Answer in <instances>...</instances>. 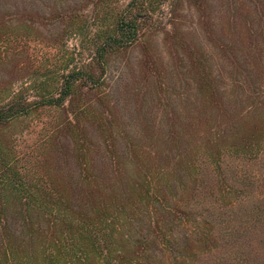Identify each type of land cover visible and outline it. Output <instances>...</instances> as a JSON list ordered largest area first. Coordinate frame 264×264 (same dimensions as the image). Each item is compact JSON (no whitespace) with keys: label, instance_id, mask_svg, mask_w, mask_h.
I'll return each instance as SVG.
<instances>
[{"label":"trees","instance_id":"1","mask_svg":"<svg viewBox=\"0 0 264 264\" xmlns=\"http://www.w3.org/2000/svg\"><path fill=\"white\" fill-rule=\"evenodd\" d=\"M172 1L129 0L124 7L112 9L110 24L97 21L88 33L87 64L62 71L60 84L29 82L19 90L0 93V264H264V121L258 114L264 109V88L255 89L248 70L246 90L237 77H228L227 85L226 75L214 71L210 91L198 88L199 96L209 97L213 109V131L201 137L211 136V147H200L203 157H186L185 150L163 167L135 166L139 180L127 173L126 199L104 194L88 174L69 193L41 173L44 166L33 171L31 164L39 168L43 163L38 157L32 163L31 157L21 159L15 138L7 144L2 140L6 128L26 119L43 130L73 132L79 125L78 107L71 99L76 83L96 86L109 56L132 47L146 34L160 2L175 9ZM76 14L68 17L66 31L82 35L86 28ZM18 38L6 31L0 41L8 46ZM17 48H8L6 54H16ZM206 105L202 102V109ZM59 112L64 113L62 122L41 119ZM171 122L164 142L180 148L182 136ZM236 122L243 123V135L234 132ZM109 148L118 162L111 134ZM149 150H153L146 153L150 162L159 153ZM138 151L136 142L129 141L126 159L137 161L133 152ZM230 155L253 163L250 177L240 178L233 171L227 160Z\"/></svg>","mask_w":264,"mask_h":264},{"label":"rangeland","instance_id":"2","mask_svg":"<svg viewBox=\"0 0 264 264\" xmlns=\"http://www.w3.org/2000/svg\"><path fill=\"white\" fill-rule=\"evenodd\" d=\"M128 1L0 0V37L6 31L19 36L10 46L0 41V93L19 90L29 82L60 84L62 71L80 69L90 60L88 33L94 30L92 25L97 21L110 24L115 15L112 9L118 10ZM172 2L175 9L160 2L146 34L132 47L109 56L96 86L76 83L71 99L78 107L79 125L73 132L70 128L47 131L32 119L18 120L4 130L3 142L15 138L21 159L31 157L32 163L38 157L43 163L39 168L31 164L33 171L44 166L41 173L69 193L70 188L75 191L74 183L88 174L90 180L100 183V191L120 199L128 198V188L123 186L127 173L139 180L135 166L151 163L163 167L185 150L186 157H203L200 147L209 149L211 136L201 137L205 131H213V109L209 97L203 100L199 96L198 88L210 91L213 71L226 75L227 85L231 82L228 77H237L246 90L248 70L255 89L264 88V0ZM72 13L82 17L80 23L86 28L82 35L66 31ZM10 47H18L17 53L6 54ZM61 61L62 66H69H60ZM68 102L67 98L65 107ZM202 102L207 108L202 109ZM258 114L264 121V109ZM63 116L62 112L44 114L41 119L62 122ZM171 121L182 136V143L177 144L180 148L164 142ZM186 123L190 126L182 128ZM233 128L238 135L244 134L243 123L236 122ZM110 134L118 162L111 156ZM131 140L141 150L133 152L137 157L134 163L125 154ZM150 148L159 156L149 162L146 153L153 151ZM227 160L240 178L250 177L251 161L236 155Z\"/></svg>","mask_w":264,"mask_h":264}]
</instances>
